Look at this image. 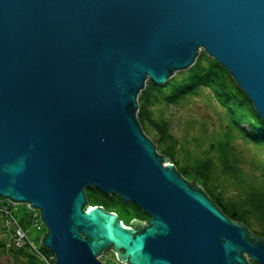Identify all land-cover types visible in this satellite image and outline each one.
<instances>
[{
	"label": "water",
	"instance_id": "obj_1",
	"mask_svg": "<svg viewBox=\"0 0 264 264\" xmlns=\"http://www.w3.org/2000/svg\"><path fill=\"white\" fill-rule=\"evenodd\" d=\"M204 51L264 122V0H0V201L28 205L55 264H264V239L161 155L139 95ZM135 204L126 226L89 204Z\"/></svg>",
	"mask_w": 264,
	"mask_h": 264
},
{
	"label": "trees",
	"instance_id": "obj_2",
	"mask_svg": "<svg viewBox=\"0 0 264 264\" xmlns=\"http://www.w3.org/2000/svg\"><path fill=\"white\" fill-rule=\"evenodd\" d=\"M206 92L222 109L220 118L223 126L205 141L208 143L203 150V141L193 138L196 148L195 152H191L179 145L171 121L162 111L158 113L157 109L179 106ZM138 119L146 135L155 143L157 151L170 158L186 180L192 173L193 180L227 217L234 222H241L256 236L264 239V122L250 99L223 66L201 52L191 68L173 76L164 85L156 86L148 81L139 95ZM238 142L254 147L252 158L248 159V150L238 149ZM245 163L250 165L251 172L243 168ZM230 186L237 193L233 199L225 196L230 192L227 191ZM86 196L90 205L117 213L122 221L125 218L141 221L147 219V215L135 204H126L118 196H107L96 188L86 190ZM23 209L27 211V208ZM27 215L29 217L17 218L18 224L26 230L33 223L30 212ZM0 220L3 224L2 234L5 235L0 238L1 258L9 252L4 247L10 235L6 231L5 218L0 216ZM254 224H258L261 230L254 229ZM39 249L49 257L51 264H55L53 252L41 244ZM10 251L15 264H46L29 247ZM251 263L257 264L253 261Z\"/></svg>",
	"mask_w": 264,
	"mask_h": 264
},
{
	"label": "rangeland",
	"instance_id": "obj_3",
	"mask_svg": "<svg viewBox=\"0 0 264 264\" xmlns=\"http://www.w3.org/2000/svg\"><path fill=\"white\" fill-rule=\"evenodd\" d=\"M178 73L180 72H177L175 75H177ZM157 111L158 113L162 111V113L166 116V118L169 121H171L173 133L179 145L190 150L191 152H195V148H196V143L193 141V138H197L198 140L201 139V141H203L201 142L203 145L201 149L203 150L205 147H207V143H208L205 141L209 140L213 135L218 133L221 127L223 126V122L221 121L220 118V113L222 109L218 104H216L213 97L209 95L207 92L202 94L198 98H191L179 106H172L169 108L166 107L160 109L158 108ZM237 147L238 149L248 150V159L252 158V155L254 154V147L251 144L248 145L243 142H238ZM170 163L175 166V164L171 162V159H170ZM243 168L247 172H251L250 165H247L245 163L243 165ZM187 179L192 182L194 179L193 174L190 173ZM194 181L196 182V180ZM227 191L230 192H228L227 195L225 194V196L230 197L232 199L237 194L235 189L232 188L231 186L229 187V189H227ZM17 207H18V209H16L17 213L18 214L22 213L24 210L23 209L24 205L20 204ZM34 213L36 215L34 219V223L26 231L28 232L30 239L39 246V244H41L42 237L47 232V228L44 224H41L40 222V213L38 214H36V212ZM23 216L29 217V215H27V212H24ZM132 220L125 218L124 223L126 225H130V222ZM148 220H150V217L147 216V219L145 221ZM2 225L3 224L0 220V238L1 237L3 238L5 236L4 234H2L3 233L1 230ZM6 225H7V229L9 228L12 229V226H10L7 223V221H6ZM254 226H255L254 229L261 230L258 224H254ZM8 239L9 241L6 240V242L9 245H6L4 247L6 252L7 251L11 252L10 250L13 249L17 250V248H13L15 247V245L12 247V245L15 243V236L13 239L14 243L11 242L10 238ZM9 252L5 253V255L0 258V264H15L11 257L12 255ZM101 261L106 264H122L121 262L118 261L117 256L113 251L106 252L105 255L101 258ZM252 261L253 260H251V262Z\"/></svg>",
	"mask_w": 264,
	"mask_h": 264
},
{
	"label": "built area",
	"instance_id": "obj_4",
	"mask_svg": "<svg viewBox=\"0 0 264 264\" xmlns=\"http://www.w3.org/2000/svg\"><path fill=\"white\" fill-rule=\"evenodd\" d=\"M14 204L11 202H7L6 204H2V206H0V212L1 213H5L6 216L8 217V223L9 224H13V222L15 221V209H14ZM38 214V213H36ZM35 213H34V219H35ZM28 236L27 233L21 228V227H17L16 228V232H15V241H16V245L17 246H22L26 243H28ZM48 262V261H47Z\"/></svg>",
	"mask_w": 264,
	"mask_h": 264
},
{
	"label": "bare ground",
	"instance_id": "obj_5",
	"mask_svg": "<svg viewBox=\"0 0 264 264\" xmlns=\"http://www.w3.org/2000/svg\"><path fill=\"white\" fill-rule=\"evenodd\" d=\"M106 253V252H105ZM105 253L100 257V260H101V258L105 255Z\"/></svg>",
	"mask_w": 264,
	"mask_h": 264
}]
</instances>
